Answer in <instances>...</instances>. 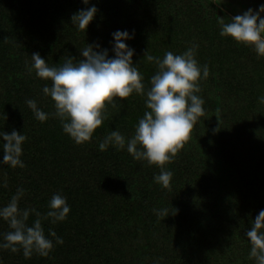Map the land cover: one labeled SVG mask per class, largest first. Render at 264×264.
Returning a JSON list of instances; mask_svg holds the SVG:
<instances>
[{
  "label": "trees",
  "instance_id": "obj_1",
  "mask_svg": "<svg viewBox=\"0 0 264 264\" xmlns=\"http://www.w3.org/2000/svg\"><path fill=\"white\" fill-rule=\"evenodd\" d=\"M92 6L96 17L81 32L71 18ZM232 17L213 0H0V132L27 138L24 168L0 164V207L18 188L25 190L21 209L46 214L54 194L70 207L64 221H42L55 245L47 257L0 249V264H255L246 232L264 210V57L220 35L219 19ZM117 31L134 37L125 43L134 50L145 91L157 71L143 61L147 51L162 59L196 44L198 63L209 67L198 93L206 115L167 165L173 173L168 189L154 181L161 169L135 160L126 147L99 150L111 131L133 136L146 96L117 98L91 142L78 145L43 93L50 82L27 70L33 53L58 66L65 56L83 59L87 44L115 58ZM29 99L48 114L45 122L35 118ZM2 143L0 137V161ZM164 208L169 215L158 217L154 210ZM35 219L30 215L29 226ZM8 231L0 220V242Z\"/></svg>",
  "mask_w": 264,
  "mask_h": 264
},
{
  "label": "clouds",
  "instance_id": "obj_2",
  "mask_svg": "<svg viewBox=\"0 0 264 264\" xmlns=\"http://www.w3.org/2000/svg\"><path fill=\"white\" fill-rule=\"evenodd\" d=\"M89 4L90 0H83ZM98 9L95 6L81 10L72 16L75 27L87 31L95 19ZM264 5L256 12L248 9L243 15H236L228 22L220 18V35L231 38L238 44L252 48L258 56L264 57ZM113 51L115 58H109L107 49L99 44L81 49L83 59L75 61L65 56L58 66H50L39 53H33L32 63L27 66L29 73L35 72L41 80L50 82L43 87L45 96L54 102V117L61 122L63 131L76 144L90 143L107 118L108 106L116 107V99L126 100L133 94L145 97L146 111L139 119L133 136L126 137L119 131L109 132L99 144L100 151L109 146L127 152L137 161H146L149 165L161 169L154 177L156 184L168 189L173 173L166 170L179 152L190 140L198 121L206 115L205 101L198 95L202 91L200 83L209 77L207 64L201 65L196 59L198 45L193 44L182 54L172 51L164 53L163 58L145 53L143 61L155 64L157 71L150 78V88L145 91V77L133 64L134 50L125 41L134 38L127 31L113 33ZM142 62V61H141ZM264 104V96L259 101ZM35 118L45 122L49 117L37 107L34 99L26 101ZM214 131H220L218 127ZM3 157L0 164L12 168H24L21 157L22 145L26 136L13 130L11 134L0 132ZM4 187H7L5 184ZM25 190L18 188L6 206L0 207V220L7 222L10 231L3 234L0 249L18 253L30 259L33 253L47 257L54 249L52 239L45 235L43 220L53 224L64 221L70 213L66 197L54 194L49 202V211L41 214L35 208L21 209L20 200ZM158 217H167L168 209L154 210ZM36 219L29 226L30 215ZM56 244L63 239L49 230ZM251 250L249 259L255 264H264V210H261L246 232Z\"/></svg>",
  "mask_w": 264,
  "mask_h": 264
},
{
  "label": "crops",
  "instance_id": "obj_3",
  "mask_svg": "<svg viewBox=\"0 0 264 264\" xmlns=\"http://www.w3.org/2000/svg\"><path fill=\"white\" fill-rule=\"evenodd\" d=\"M219 7L235 16V13L242 12L248 9H256L259 11L261 5H264V0H213ZM239 6V10L232 8ZM234 11L232 14L231 10ZM257 12V11H256Z\"/></svg>",
  "mask_w": 264,
  "mask_h": 264
},
{
  "label": "rangeland",
  "instance_id": "obj_4",
  "mask_svg": "<svg viewBox=\"0 0 264 264\" xmlns=\"http://www.w3.org/2000/svg\"><path fill=\"white\" fill-rule=\"evenodd\" d=\"M232 8L239 10V6H237V5H236V6H233ZM230 10H231V9H230ZM246 11H247V10L242 11V12H238V13H235V16H236V15H243L244 12H246ZM254 11H257V12H258V10H256V9H254ZM231 12H232V14H234V11L231 10ZM261 16L264 17V13H262Z\"/></svg>",
  "mask_w": 264,
  "mask_h": 264
}]
</instances>
